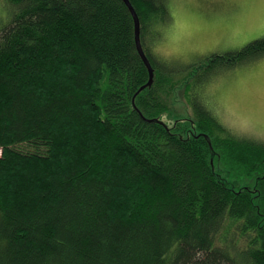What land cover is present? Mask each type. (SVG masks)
Returning a JSON list of instances; mask_svg holds the SVG:
<instances>
[{
    "label": "trees",
    "instance_id": "obj_1",
    "mask_svg": "<svg viewBox=\"0 0 264 264\" xmlns=\"http://www.w3.org/2000/svg\"><path fill=\"white\" fill-rule=\"evenodd\" d=\"M130 1L142 89L124 0H0V264H264V141L198 89L264 36L171 63L167 1Z\"/></svg>",
    "mask_w": 264,
    "mask_h": 264
},
{
    "label": "rangeland",
    "instance_id": "obj_2",
    "mask_svg": "<svg viewBox=\"0 0 264 264\" xmlns=\"http://www.w3.org/2000/svg\"><path fill=\"white\" fill-rule=\"evenodd\" d=\"M166 1L170 18L156 52L171 63L186 66L264 36L260 0ZM212 78L198 88L206 106L235 133L264 141V57L222 69ZM185 84L174 89L171 102L188 117L193 114Z\"/></svg>",
    "mask_w": 264,
    "mask_h": 264
},
{
    "label": "water",
    "instance_id": "obj_3",
    "mask_svg": "<svg viewBox=\"0 0 264 264\" xmlns=\"http://www.w3.org/2000/svg\"><path fill=\"white\" fill-rule=\"evenodd\" d=\"M125 3L128 5V7L130 8L132 14H133V17H134V21H135V39H136V44H137V48H138V51L140 53V55L142 56L143 60L145 61L148 69H149V80L146 84H144L142 88L146 87L147 85H151L153 83V80H154V69H153V66L150 62V60L148 59L144 49H143V46H142V42H141V37H140V19H139V16H138V13L136 11V9L134 8V6L132 5L131 1L130 0H124Z\"/></svg>",
    "mask_w": 264,
    "mask_h": 264
},
{
    "label": "snow or ice",
    "instance_id": "obj_4",
    "mask_svg": "<svg viewBox=\"0 0 264 264\" xmlns=\"http://www.w3.org/2000/svg\"><path fill=\"white\" fill-rule=\"evenodd\" d=\"M260 3H261V4H264V0H260Z\"/></svg>",
    "mask_w": 264,
    "mask_h": 264
}]
</instances>
